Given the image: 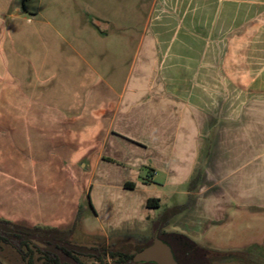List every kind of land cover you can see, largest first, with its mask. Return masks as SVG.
<instances>
[{"label": "crops", "instance_id": "crops-1", "mask_svg": "<svg viewBox=\"0 0 264 264\" xmlns=\"http://www.w3.org/2000/svg\"><path fill=\"white\" fill-rule=\"evenodd\" d=\"M85 12L94 16L89 25L100 33H106L108 25L118 28L100 18L103 12L99 10ZM145 16L128 69L131 82L116 93L96 153L99 161L117 166L112 171L117 178L99 173L95 191L98 199L108 200L105 206L112 210L105 218V228L119 230L150 223L159 215L154 210L161 204L157 196H133L113 203V187L119 192L149 184L168 187L174 193L173 202L164 210L183 204L190 194L189 207L171 216L166 226L197 242L201 226L215 220L222 208L238 204L264 207V0H149ZM102 20L105 23L100 28L97 24ZM105 87L111 89L108 83ZM58 106L52 124L62 133L70 126L66 115L71 106ZM51 143L48 149L38 143L27 145L23 155H58L52 159V171L58 170L56 181L60 176L52 204L63 206V214L58 220L40 217L37 198L31 194L44 186L43 167H32L26 168L24 206L8 210L2 204L0 218L28 227H71L82 205L81 173L75 168L79 164L70 159L68 155L75 154L65 143L61 145L60 137ZM89 150L93 146L76 155ZM133 155L148 158L133 160ZM65 163L71 167L65 168ZM120 165L134 173L133 177L124 174ZM46 166L50 167L49 161ZM142 167L148 169L147 181L141 177ZM158 173L163 175L159 183L155 181ZM196 175L199 180L191 189L189 183ZM125 182L134 185L125 186ZM88 197L96 216L95 202ZM150 197L159 199L158 207L146 206ZM31 205L35 210L28 211ZM142 209L148 214L141 213ZM117 215L121 217L111 218ZM67 219L66 224H58Z\"/></svg>", "mask_w": 264, "mask_h": 264}, {"label": "rangeland", "instance_id": "rangeland-1", "mask_svg": "<svg viewBox=\"0 0 264 264\" xmlns=\"http://www.w3.org/2000/svg\"><path fill=\"white\" fill-rule=\"evenodd\" d=\"M89 2L91 0H0V206L4 204L8 210L24 206L28 184L26 168L43 167L44 186L31 195L37 198L34 202L42 214L40 217L58 220L56 218L64 211L59 203V207L52 204V197L58 193L54 190L60 182V176L56 181L58 170L52 171V159L58 155H23V152L27 145L34 147L37 143L48 149L51 139L60 137L61 145L65 143L71 148L70 153L75 154L68 156L79 164L75 168L81 173L83 190L79 193L80 226L70 235V244L120 246L141 235L152 236L151 221L136 229L105 228V218L112 210L105 206L108 200L98 199L95 180L103 171L110 173L112 179L117 178L112 171L118 168L113 163L99 161L96 153L110 122L116 93L131 82L128 69L142 33L149 0H93L92 5ZM89 9L103 12L100 18L104 21L107 18V22L118 28L108 25L106 33L96 31V26L89 25L90 19L95 21L94 16H87L85 11ZM103 20L97 22L100 28L104 27ZM106 83L111 89L105 87ZM58 105L67 109L71 106L66 115L71 123L62 133L52 124V119L58 115ZM21 106L28 109L21 110ZM90 146L93 150L86 155H76ZM138 157L148 158V155H133L132 159ZM48 161L50 167L46 166ZM83 163L85 166H81ZM64 166L71 167L66 163ZM120 168L133 177L134 173L131 175L122 165ZM140 172L142 178L149 176L145 167ZM63 173L60 172L61 176ZM27 178L30 181V174ZM162 180V173H158L155 181ZM118 190L112 189L113 203L133 196L159 197L161 206L154 210L157 214L173 202L174 193L157 184L138 186L133 191ZM87 194L95 202L96 216L88 206ZM33 207L26 208L35 210ZM141 213L148 214L144 209ZM68 220H60L58 224L64 225ZM201 227L197 242L219 251L212 264H264V207L247 204L225 207L215 220ZM162 229L171 231L167 226ZM34 255L32 263L42 264L40 254ZM80 260L86 264H113L114 261L109 257L99 261L84 256H80ZM27 261L26 256L22 258L10 245L0 249V264H29Z\"/></svg>", "mask_w": 264, "mask_h": 264}, {"label": "trees", "instance_id": "trees-1", "mask_svg": "<svg viewBox=\"0 0 264 264\" xmlns=\"http://www.w3.org/2000/svg\"><path fill=\"white\" fill-rule=\"evenodd\" d=\"M144 180H148L147 178ZM199 180L196 175L189 183V188H194ZM132 182H125V186L133 187ZM192 196L189 194L186 202L165 209L155 219L151 221L153 235L166 242L178 264H212L219 251L212 250L198 244L188 235L177 231H164L165 227L174 214L189 207ZM88 204L91 206L88 197ZM147 207H158L159 199L150 197L146 201ZM82 207L78 208L77 215L69 229L62 230L56 227L32 226L27 227L12 223L6 219H0V249L3 244L13 247L21 256L28 258V263H32L34 254H40L43 258L42 264H86L80 260V256L94 258L102 261L104 257L113 259V264H150L146 262H133L132 257L135 252L141 250L152 242V236L141 235L133 241H126L120 246L112 244H100L98 246H76L70 244L69 237L77 226H80V216ZM32 239L44 243V247H39ZM25 249V250H24Z\"/></svg>", "mask_w": 264, "mask_h": 264}, {"label": "water", "instance_id": "water-1", "mask_svg": "<svg viewBox=\"0 0 264 264\" xmlns=\"http://www.w3.org/2000/svg\"><path fill=\"white\" fill-rule=\"evenodd\" d=\"M133 262H154L155 264H178L169 245L154 234L152 242L134 253Z\"/></svg>", "mask_w": 264, "mask_h": 264}, {"label": "flooded vegetation", "instance_id": "flooded-vegetation-1", "mask_svg": "<svg viewBox=\"0 0 264 264\" xmlns=\"http://www.w3.org/2000/svg\"><path fill=\"white\" fill-rule=\"evenodd\" d=\"M0 219H2V218H0ZM7 220V219H6ZM13 223V222H12ZM15 224H17V223H15ZM24 226V225H23ZM154 236V235H153ZM32 241L35 243V244H37L39 247H44V244H42V243H40L39 241H37V240H35V239H32ZM3 245H7V244H3ZM146 263H150V264H155L154 262H146Z\"/></svg>", "mask_w": 264, "mask_h": 264}]
</instances>
